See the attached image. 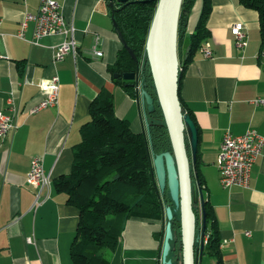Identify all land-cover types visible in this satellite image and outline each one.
Returning a JSON list of instances; mask_svg holds the SVG:
<instances>
[{
	"label": "crops",
	"instance_id": "0c3cea01",
	"mask_svg": "<svg viewBox=\"0 0 264 264\" xmlns=\"http://www.w3.org/2000/svg\"><path fill=\"white\" fill-rule=\"evenodd\" d=\"M41 0H0V111L18 108L17 127L0 136V264H76L71 248L80 210L54 180L69 174L81 128L90 119V102L103 88L114 93L115 115L143 132L146 116L110 71L123 44L118 38L110 0H56L75 28L78 54L54 62L55 48L66 39L51 34L32 43L17 36L24 15L37 12ZM208 43L213 55L201 49L180 77V99L199 130V178L220 229L224 264H264V146L255 160L249 186L224 187L218 155L224 134L256 129L264 136V57L258 12L240 0H213ZM201 0L190 16L198 20ZM242 23L247 45L240 47L232 33ZM94 48L103 52L94 54ZM58 75L59 103L38 112L30 109L45 94L39 83ZM142 88V84L141 87ZM35 156L42 157L51 184L39 189L27 183ZM163 222L131 216L115 251L104 249L110 264H161L157 234ZM250 232V234H247ZM31 238L32 241H29ZM204 264H214L209 257Z\"/></svg>",
	"mask_w": 264,
	"mask_h": 264
},
{
	"label": "trees",
	"instance_id": "16d2710c",
	"mask_svg": "<svg viewBox=\"0 0 264 264\" xmlns=\"http://www.w3.org/2000/svg\"><path fill=\"white\" fill-rule=\"evenodd\" d=\"M110 1L114 3L113 6L110 5V12L117 22L116 25L138 61L123 46L109 69L113 75L138 73L142 88L155 99V110L146 116L150 133L148 136L147 132L133 131L127 119L115 115V99L111 90L101 89L90 102V119L81 128L82 140L76 147L71 172L53 181L58 190L68 194V201L80 210L78 229L71 248L72 259L76 264H110L103 250L117 249L125 221L131 216L163 222L162 230L157 234L162 254L164 227L167 223L166 207L170 205L174 210V238L171 241L169 258H173V264H183L180 210L173 203L169 190L162 193L154 178V156L164 151H172L145 49L157 1L134 0L126 4L118 0ZM196 3L197 0H183L181 8L177 34L180 77L211 35L208 20L213 10V0H201L198 20L191 30L189 21ZM240 3L258 12L263 52L264 0H240ZM114 80L133 98L139 97L136 88L131 85L135 81L124 80L121 76ZM183 110L186 111L184 106ZM189 114L194 120L193 115ZM199 179L202 183V177ZM204 201V235L202 209L195 207L197 232L201 234L204 242L203 258L207 256L214 260V264H224L222 239L214 210L208 199L205 198ZM200 244L198 242L197 247ZM203 258L201 264H204Z\"/></svg>",
	"mask_w": 264,
	"mask_h": 264
},
{
	"label": "water",
	"instance_id": "95a60500",
	"mask_svg": "<svg viewBox=\"0 0 264 264\" xmlns=\"http://www.w3.org/2000/svg\"><path fill=\"white\" fill-rule=\"evenodd\" d=\"M126 4L134 0H118ZM157 7L147 35L146 52L151 68L157 97L171 140L172 151H164L153 158L155 177L161 192L169 190L173 203L180 210L182 236V263L201 264L204 251L202 236L197 232L195 207L200 205L203 217V235L206 230L205 195L198 174L199 130L189 113L184 112L180 99V61L178 54V32L183 0H156ZM114 5L113 2L110 3ZM118 38L131 56L138 61L126 43L113 18ZM135 81L131 84L139 93L138 106L143 107L145 116L155 110V99L141 87L138 73H115L114 77ZM149 124L147 132L149 136ZM174 210L166 207L167 223L162 248L161 264H173L169 258L174 238L172 220ZM200 242V247L197 243Z\"/></svg>",
	"mask_w": 264,
	"mask_h": 264
},
{
	"label": "built area",
	"instance_id": "2783aa9c",
	"mask_svg": "<svg viewBox=\"0 0 264 264\" xmlns=\"http://www.w3.org/2000/svg\"><path fill=\"white\" fill-rule=\"evenodd\" d=\"M41 4L37 12H27L21 23V28L17 32L20 38H26V30L32 23L34 28L32 43H37V40L51 34H63L66 39L60 43L54 52V62L62 61L68 54H78L79 43L75 37V26L66 20L63 13L62 5L56 0H41ZM232 33L237 39V45L245 47L247 45V32L242 23L234 24ZM209 43L206 42L202 46V50L206 57L213 55ZM94 54L102 56L103 52L100 49L94 48ZM261 57H264V51L261 52ZM45 97L35 104L31 109V113L38 112L41 109L49 106H56L59 103L60 94V79L56 75L49 79H42L39 83ZM253 102L257 105L264 103V98H256ZM58 105V104H57ZM18 108L11 106V113L0 111V136L6 137L8 131L14 130L17 127L16 116ZM264 146V136L254 129H248L244 134H234L230 130L227 131L222 139L221 148L218 155V168L221 172V183L224 187L233 185L247 187L249 186L253 166L255 160L261 154ZM51 176L44 170L42 157L35 156L32 160L31 169L27 177V183L39 189L37 193V204L40 202L41 189L50 185ZM250 234V232H247ZM32 241L31 238H28Z\"/></svg>",
	"mask_w": 264,
	"mask_h": 264
},
{
	"label": "rangeland",
	"instance_id": "374dc122",
	"mask_svg": "<svg viewBox=\"0 0 264 264\" xmlns=\"http://www.w3.org/2000/svg\"><path fill=\"white\" fill-rule=\"evenodd\" d=\"M194 26H195V24H191L190 25V29L192 30L193 28H194ZM143 87V86H142ZM143 110H144V108H143ZM144 113H145V110H144ZM147 120H145V129L147 130ZM179 255V254H178ZM178 255H177V259L179 260V257H178ZM175 256V255H174ZM171 260H172V262H173V258H170ZM175 259V258H174Z\"/></svg>",
	"mask_w": 264,
	"mask_h": 264
},
{
	"label": "flooded vegetation",
	"instance_id": "af4514ba",
	"mask_svg": "<svg viewBox=\"0 0 264 264\" xmlns=\"http://www.w3.org/2000/svg\"><path fill=\"white\" fill-rule=\"evenodd\" d=\"M198 207H200V205H198Z\"/></svg>",
	"mask_w": 264,
	"mask_h": 264
}]
</instances>
